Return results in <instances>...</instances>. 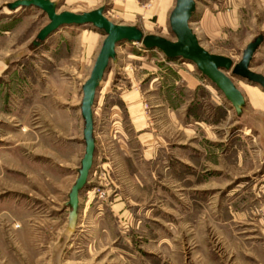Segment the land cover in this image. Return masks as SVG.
Wrapping results in <instances>:
<instances>
[{
  "label": "rangeland",
  "instance_id": "rangeland-1",
  "mask_svg": "<svg viewBox=\"0 0 264 264\" xmlns=\"http://www.w3.org/2000/svg\"><path fill=\"white\" fill-rule=\"evenodd\" d=\"M12 1L0 0V264H264V89L231 78L237 111L193 63L119 44L96 91L93 164L70 224L82 85L105 34L66 25L34 46L48 17ZM52 1L58 13L104 7L113 23L175 40L176 0ZM190 26L237 62L264 36V0H196ZM251 70L264 75V42Z\"/></svg>",
  "mask_w": 264,
  "mask_h": 264
},
{
  "label": "water",
  "instance_id": "water-1",
  "mask_svg": "<svg viewBox=\"0 0 264 264\" xmlns=\"http://www.w3.org/2000/svg\"><path fill=\"white\" fill-rule=\"evenodd\" d=\"M34 6L48 17V23L40 29L33 45L37 46L53 31L66 25L91 24L105 34L99 53L94 61L88 79L82 85L81 116L84 120L82 131L85 148L80 160L78 175L68 193L70 206L68 221L77 220L79 193L87 184L89 171L93 164L95 137L93 135V106L96 91L100 86L110 61L116 60V47L125 42L141 43L144 47L157 49L169 60L182 59L193 63L197 70L218 89L225 99L239 111L244 103L241 90L231 78L243 80L247 84L258 85L264 89V75L251 70L254 54L264 42V36L258 35L242 51L241 59L234 62L229 56L211 53L206 50L190 26L196 11V0H176L169 14V25L175 40L155 34H144L134 25L116 24L104 15L105 8L74 13L57 12V3L52 0H14L7 4L11 10L19 7Z\"/></svg>",
  "mask_w": 264,
  "mask_h": 264
},
{
  "label": "crops",
  "instance_id": "crops-1",
  "mask_svg": "<svg viewBox=\"0 0 264 264\" xmlns=\"http://www.w3.org/2000/svg\"><path fill=\"white\" fill-rule=\"evenodd\" d=\"M204 16H205V15L203 14L202 16L199 17L198 25L201 24V22H203V18H204ZM200 26H201V25H200ZM200 26H199V27H200ZM245 84H246V83H245Z\"/></svg>",
  "mask_w": 264,
  "mask_h": 264
},
{
  "label": "bare ground",
  "instance_id": "bare-ground-1",
  "mask_svg": "<svg viewBox=\"0 0 264 264\" xmlns=\"http://www.w3.org/2000/svg\"><path fill=\"white\" fill-rule=\"evenodd\" d=\"M146 48V47H145ZM146 49H150V48H146ZM164 54V53H163ZM165 55V54H164Z\"/></svg>",
  "mask_w": 264,
  "mask_h": 264
}]
</instances>
